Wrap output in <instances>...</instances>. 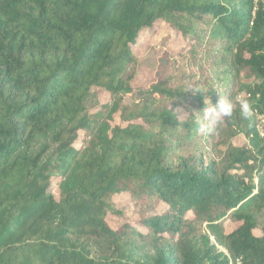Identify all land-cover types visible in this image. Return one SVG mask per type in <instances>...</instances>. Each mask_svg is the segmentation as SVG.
I'll list each match as a JSON object with an SVG mask.
<instances>
[{
  "label": "trees",
  "instance_id": "1",
  "mask_svg": "<svg viewBox=\"0 0 264 264\" xmlns=\"http://www.w3.org/2000/svg\"><path fill=\"white\" fill-rule=\"evenodd\" d=\"M257 116L263 0H0V264H264Z\"/></svg>",
  "mask_w": 264,
  "mask_h": 264
},
{
  "label": "rangeland",
  "instance_id": "2",
  "mask_svg": "<svg viewBox=\"0 0 264 264\" xmlns=\"http://www.w3.org/2000/svg\"><path fill=\"white\" fill-rule=\"evenodd\" d=\"M167 32L168 30L166 29V27L159 26V28L156 29L155 33H148V34L143 33V35L139 39L137 46L134 48V51L138 55L139 73L134 79V82L132 84L133 86L137 88L146 87L153 80L158 53H155L154 50H152L151 48L155 44H157L159 40ZM177 45H178V40L176 41L171 40L170 42L167 43V50L170 51V53H174L177 48ZM97 94L100 102L106 103L109 101L108 95L105 94L104 92L97 91ZM261 131L264 133V126L261 127ZM243 142L244 140L242 139V137L237 135L229 143L232 145H241ZM219 149H220L219 151H221V154L223 156L225 154V146H222ZM117 205L119 209H124L125 199L124 198L117 199ZM122 221L123 219H118V218L116 219L115 217L108 218V223L114 227L119 225V223H121ZM259 224L261 226H264V213L259 218ZM221 250L224 251L223 249ZM230 264L233 263L230 262Z\"/></svg>",
  "mask_w": 264,
  "mask_h": 264
},
{
  "label": "clouds",
  "instance_id": "3",
  "mask_svg": "<svg viewBox=\"0 0 264 264\" xmlns=\"http://www.w3.org/2000/svg\"><path fill=\"white\" fill-rule=\"evenodd\" d=\"M235 105L231 101L220 100L217 104H210L203 109L202 123L199 131L208 134L213 131V125L218 123L224 117H230ZM241 114L245 117L251 115L249 105L246 101H240Z\"/></svg>",
  "mask_w": 264,
  "mask_h": 264
},
{
  "label": "built area",
  "instance_id": "4",
  "mask_svg": "<svg viewBox=\"0 0 264 264\" xmlns=\"http://www.w3.org/2000/svg\"><path fill=\"white\" fill-rule=\"evenodd\" d=\"M247 98H250V96L249 95H238L237 96V100L239 104L241 100L244 101ZM257 121L259 123V125H257L258 131L260 132L261 137H264V133L261 131V127L264 126V118L262 116H257ZM236 262H237L236 264H241L239 261H236Z\"/></svg>",
  "mask_w": 264,
  "mask_h": 264
}]
</instances>
